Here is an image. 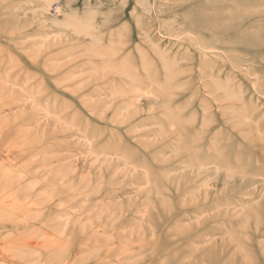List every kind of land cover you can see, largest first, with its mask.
Masks as SVG:
<instances>
[{"label": "rangeland", "instance_id": "374dc122", "mask_svg": "<svg viewBox=\"0 0 264 264\" xmlns=\"http://www.w3.org/2000/svg\"><path fill=\"white\" fill-rule=\"evenodd\" d=\"M0 264H264V0H0Z\"/></svg>", "mask_w": 264, "mask_h": 264}, {"label": "bare ground", "instance_id": "6f19581e", "mask_svg": "<svg viewBox=\"0 0 264 264\" xmlns=\"http://www.w3.org/2000/svg\"><path fill=\"white\" fill-rule=\"evenodd\" d=\"M136 80V79H135ZM227 88V87H226ZM231 89V88H230ZM133 90V89H132ZM134 91V90H133ZM230 92H232V91H230ZM234 93H236V92H234ZM134 94H136V93H134ZM232 95H233V93H232ZM237 95V94H236ZM111 97V96H110ZM30 99V98H29ZM39 109V108H38ZM61 123V122H60ZM9 184V183H8Z\"/></svg>", "mask_w": 264, "mask_h": 264}]
</instances>
